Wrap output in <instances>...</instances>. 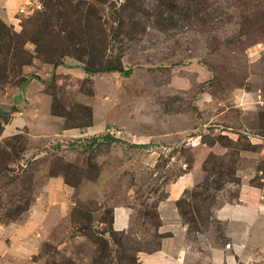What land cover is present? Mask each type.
<instances>
[{
	"label": "rangeland",
	"instance_id": "rangeland-1",
	"mask_svg": "<svg viewBox=\"0 0 264 264\" xmlns=\"http://www.w3.org/2000/svg\"><path fill=\"white\" fill-rule=\"evenodd\" d=\"M56 1L0 17V90L43 76L49 106L31 118L46 130L0 135V264H140L185 173L175 205L191 240L207 256L227 246L214 210L258 200L264 213V0H71L54 50L30 38L47 27L27 26ZM117 59L128 76L82 71ZM116 206L127 229L112 226ZM257 250L240 264H264Z\"/></svg>",
	"mask_w": 264,
	"mask_h": 264
},
{
	"label": "crops",
	"instance_id": "crops-1",
	"mask_svg": "<svg viewBox=\"0 0 264 264\" xmlns=\"http://www.w3.org/2000/svg\"><path fill=\"white\" fill-rule=\"evenodd\" d=\"M25 1L0 0V17L5 22L12 24L14 19H17L14 16L15 13ZM40 78V80L34 78L19 84L16 91L9 96L10 99L7 95H4L5 90H0V110L11 112L9 121L3 124L1 136L17 134L19 129L23 127L30 129V132L46 130L47 126L44 123H40V127L35 129L36 124L31 119L34 115L42 116V113L47 112L49 109L46 100L47 94L43 89L44 82L42 80H44V77L40 76ZM56 117L49 115L48 119L59 121L60 117ZM68 131V129H64L63 134H67L65 136L70 135V133H66ZM78 135L84 136L82 132H79ZM192 182L189 173H185L168 186V197L158 204V214L161 219L158 230L159 233L168 234L160 239L158 250L150 253L139 252L137 255L139 263L195 264L194 259H201L202 264H240L241 262L247 263L259 255L255 250L258 251L257 249L264 247V213L261 212L262 204L258 200H252L248 203L243 201L225 203L222 207L214 210L216 218L224 224L225 235L229 237L230 243L224 248L211 249L209 256L196 248L197 241L191 240L188 226L182 221L175 205L180 190L190 187ZM48 185L53 188H60L62 181L57 176L50 177ZM129 217V208L125 206L114 207L113 228L116 230L127 229ZM194 248L196 249L194 250Z\"/></svg>",
	"mask_w": 264,
	"mask_h": 264
},
{
	"label": "trees",
	"instance_id": "trees-1",
	"mask_svg": "<svg viewBox=\"0 0 264 264\" xmlns=\"http://www.w3.org/2000/svg\"><path fill=\"white\" fill-rule=\"evenodd\" d=\"M71 3H72L71 0H62V1L57 0L55 3L48 5L46 11L42 12L39 16L34 18L32 21H30V23L27 26L30 31L36 29L34 27H37V26L38 27L43 26V28L47 27V28H44L45 31L41 32L39 37L31 36L30 37L32 38L31 40H33L37 44L43 39L51 40L53 44L50 43L48 45L53 46L52 49L54 50H61L64 44L62 45V43L59 40H57L55 43V41L53 40V37L55 36L53 27L58 26L59 31H62L64 26H67V27L70 26L72 28V21L71 22L69 21V15L71 14L68 12V9ZM77 3L79 5L82 4V2L79 0L77 1ZM64 17H68V21L70 23H67L66 25L63 26ZM73 21L80 22V20H77V19ZM1 26L4 28L6 25L3 21L0 20V27ZM60 26H63V27L61 28ZM89 29L90 27H88V30ZM62 42L65 43L66 41H62ZM71 42H74V44H76L75 41L71 40ZM56 64L58 65L62 63L57 61ZM82 70L87 74L102 73V72H107V73L117 72L124 76H128L132 71L131 68L123 69L120 59H117L115 62H105L104 63L101 60L95 63H87L86 66L82 67ZM9 113L11 114V112H5V111L0 110V114H2V117L0 119H2V123L8 122ZM2 123H0V135L2 134V130H3ZM128 259L134 264H136V259L134 255L129 256Z\"/></svg>",
	"mask_w": 264,
	"mask_h": 264
},
{
	"label": "built area",
	"instance_id": "built-area-1",
	"mask_svg": "<svg viewBox=\"0 0 264 264\" xmlns=\"http://www.w3.org/2000/svg\"><path fill=\"white\" fill-rule=\"evenodd\" d=\"M31 2V1H30ZM28 4V3H27ZM30 5H32V4H30ZM24 11V9H21V12H23Z\"/></svg>",
	"mask_w": 264,
	"mask_h": 264
}]
</instances>
